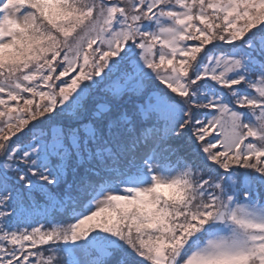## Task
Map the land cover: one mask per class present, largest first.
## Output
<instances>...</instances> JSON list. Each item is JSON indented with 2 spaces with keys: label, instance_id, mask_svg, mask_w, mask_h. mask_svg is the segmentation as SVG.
<instances>
[{
  "label": "snow or ice",
  "instance_id": "1",
  "mask_svg": "<svg viewBox=\"0 0 264 264\" xmlns=\"http://www.w3.org/2000/svg\"><path fill=\"white\" fill-rule=\"evenodd\" d=\"M0 264H264V0H0Z\"/></svg>",
  "mask_w": 264,
  "mask_h": 264
},
{
  "label": "rangeland",
  "instance_id": "2",
  "mask_svg": "<svg viewBox=\"0 0 264 264\" xmlns=\"http://www.w3.org/2000/svg\"><path fill=\"white\" fill-rule=\"evenodd\" d=\"M69 179H71V177L69 176Z\"/></svg>",
  "mask_w": 264,
  "mask_h": 264
}]
</instances>
